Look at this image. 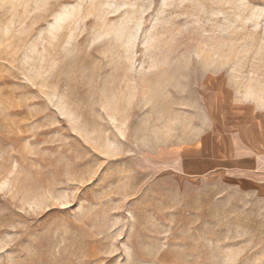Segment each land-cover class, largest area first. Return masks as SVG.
I'll use <instances>...</instances> for the list:
<instances>
[{
	"label": "rangeland",
	"instance_id": "1",
	"mask_svg": "<svg viewBox=\"0 0 264 264\" xmlns=\"http://www.w3.org/2000/svg\"><path fill=\"white\" fill-rule=\"evenodd\" d=\"M247 104L264 0H0V264H264L199 143Z\"/></svg>",
	"mask_w": 264,
	"mask_h": 264
},
{
	"label": "crops",
	"instance_id": "2",
	"mask_svg": "<svg viewBox=\"0 0 264 264\" xmlns=\"http://www.w3.org/2000/svg\"><path fill=\"white\" fill-rule=\"evenodd\" d=\"M263 107L256 104L237 106L233 115L240 122L234 124L232 115H226L230 125L225 124L212 137L199 138V143L207 138L212 140L214 154L207 158V166H211L214 172L238 179L240 184L246 183L248 188L264 196ZM196 149L200 153L199 163L203 164V150Z\"/></svg>",
	"mask_w": 264,
	"mask_h": 264
}]
</instances>
